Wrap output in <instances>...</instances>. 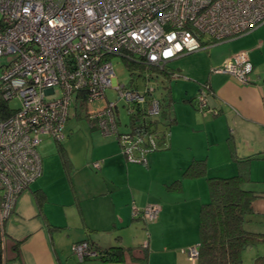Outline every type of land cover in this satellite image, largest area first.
Returning <instances> with one entry per match:
<instances>
[{"label": "crops", "instance_id": "crops-1", "mask_svg": "<svg viewBox=\"0 0 264 264\" xmlns=\"http://www.w3.org/2000/svg\"><path fill=\"white\" fill-rule=\"evenodd\" d=\"M228 40L237 43L235 49L222 54L218 44ZM228 40L204 49L209 54L215 48L209 54L206 79L197 87L191 86L187 73L171 68L180 75L171 81L187 85L174 93L170 81L175 121L164 148L145 155L143 163L128 162L115 136L97 129L89 134L96 144L85 157L71 156L65 144L67 165L58 147L41 156V176L20 193L4 223L5 264H195L181 249L198 245L199 211L209 199L207 178L224 171L214 170L211 161L221 151L227 164L230 160L234 164L228 146L232 140L239 145V158H254L250 168L254 161L264 162V23ZM238 52H247L253 66L248 83L228 74H212L211 65H221ZM202 89L208 92L207 110L195 104ZM193 160H205V174L183 177ZM94 162L100 167L94 168ZM234 166L232 174L237 170ZM262 167L259 177H264ZM177 179L180 188H168ZM35 191L45 198L42 203ZM256 191L261 197L254 201L253 211H264V190ZM149 204L160 206L156 220L146 222L133 215V206ZM84 240L99 249L122 247V259L80 261L73 246Z\"/></svg>", "mask_w": 264, "mask_h": 264}, {"label": "built area", "instance_id": "built-area-1", "mask_svg": "<svg viewBox=\"0 0 264 264\" xmlns=\"http://www.w3.org/2000/svg\"><path fill=\"white\" fill-rule=\"evenodd\" d=\"M264 23V0H0V56L14 58L2 68L0 96L17 101L13 113L0 114V222L11 214L18 195L42 174L37 151L41 136L65 138L64 127L74 95L86 93L88 111L104 135L116 134L117 100L146 105L150 117L160 114L159 99L145 73V87L117 81L112 56L132 58L147 67L163 69L166 62L245 34ZM207 35L208 40H203ZM252 63L238 52L213 68L242 84L249 82ZM180 75L172 73L171 79ZM116 91L109 101L105 91ZM208 92L195 98L207 110ZM89 109H91L89 107ZM119 114V113H118ZM154 135L122 136L121 149L128 161H139L154 146ZM146 142L148 144H146ZM94 168L100 163L94 162ZM158 204L133 206V215L146 222L157 219ZM81 261L99 251L87 241L73 246ZM190 261L199 245L181 249Z\"/></svg>", "mask_w": 264, "mask_h": 264}, {"label": "trees", "instance_id": "trees-1", "mask_svg": "<svg viewBox=\"0 0 264 264\" xmlns=\"http://www.w3.org/2000/svg\"><path fill=\"white\" fill-rule=\"evenodd\" d=\"M210 42L211 44L214 43V41ZM121 59L129 71L133 70L131 71V75L136 71V77H141V79L144 80L142 75L144 76L145 73H148L150 75L148 78L151 84L159 81L162 83V92L158 97L160 102L159 116L150 117L146 112V105L133 106L134 109L132 113L130 112L131 107L124 103L123 106L126 107V114L128 116V123L125 124V126L128 127V130L123 131L117 128L116 134H113L120 143V147L122 146L121 138L124 135H137L142 137L145 135H154L155 145L152 146L146 142L149 148L139 161L131 162L126 159L128 162L140 164L144 162L145 155L164 148L168 132L175 121L172 114L173 99L170 91V81L173 72L171 67L168 66V62H166L163 69L160 70L156 67H147L145 64L138 63L132 58ZM132 80L133 79H130L133 84ZM131 83L130 85H132ZM152 86L156 91V86ZM155 91L154 93L149 92L148 97L155 95ZM13 110L14 107L9 106V102L0 96V114L2 117L13 113ZM81 110L88 111V103L84 90L77 91L71 105L72 115L76 116ZM115 113L119 115L118 107L115 109ZM86 118L90 123L91 129H98L95 120L89 119L87 114ZM116 118H118L117 124L119 125V116H116ZM66 124L64 132L66 130ZM66 136H68L67 133H65V138ZM55 142L59 151L65 157L64 163L67 165L68 159L63 144L61 141ZM228 146L237 170L235 174L228 177L207 178L209 199L201 205L199 211V255L195 264H241L242 252L246 248L264 243V233L250 232L243 227L245 215L253 212L254 201L258 197H261L259 191L245 187V184L251 181L250 165L254 158H239L236 153V146L232 140L228 141ZM205 170V160H193L183 171L182 176L186 178H195L204 175ZM180 185V179H177L168 185V188L179 189ZM34 193L37 201L42 203L45 199L43 195L39 194L38 191ZM5 221L6 220L0 222V264H5L7 260L5 252ZM84 241H87L93 248L99 251L97 256L99 258L111 261H120L122 259V247L114 246L108 249H99L91 241ZM15 247L17 248V244ZM253 264H264V259L258 256L254 259Z\"/></svg>", "mask_w": 264, "mask_h": 264}, {"label": "rangeland", "instance_id": "rangeland-1", "mask_svg": "<svg viewBox=\"0 0 264 264\" xmlns=\"http://www.w3.org/2000/svg\"><path fill=\"white\" fill-rule=\"evenodd\" d=\"M208 39L209 37L207 35L203 37V40H208ZM235 44L237 43H231L228 40L219 43L218 44L219 46L217 48H219V51L222 50V54H223L225 51L228 52L229 50L235 49L234 48ZM213 49L215 48L211 47V50L208 51L211 52ZM209 54H207V51L204 49L200 51L191 52L189 54H185L175 59H172L171 61L168 62V66L173 69H181L183 72L187 73V76L191 79L190 80L191 86L193 87L195 85L197 87L199 83L203 82L202 80L206 79V75L208 74L210 68L208 64L211 61V56ZM213 54H215V56L216 55L218 56V54L216 53ZM213 54H212V59L214 57ZM13 58H14L13 54H6L0 56V75L3 66L7 65ZM112 63L118 82H120L121 84H125L127 86H132V87L136 86L139 90L144 89L145 87L144 80L141 79V77H136L135 74L136 71H134V74L131 75V71L133 70L129 71V69L127 68V66L124 64L123 60L119 56H112ZM211 66L212 68H214L220 65H211ZM211 71L212 74L216 73L213 70ZM130 79H133L132 80L133 84L131 83ZM130 83L132 85H130ZM151 85L156 86L155 96L158 98L160 96V93L162 92V83L159 81L157 83H152ZM186 85L187 84L181 80L171 81V86L173 88L172 90L174 91V93H176V89H178L179 87L183 88ZM105 94L109 101H115L117 99L116 91L111 88H107ZM116 103L119 109V121H120L118 128L120 130L126 131L128 130V127L125 126V124L128 123L126 107L123 106L124 102L122 100L118 99ZM9 106L14 108L18 107V102L10 101ZM98 106L101 107L102 106L101 103H99ZM95 107H97V103H94L93 106H90L91 109H89V105H88V111L95 110ZM88 111L86 112L85 110H81L77 113L76 116L72 115L73 112L71 111L65 130V133H67L68 136H66V138L61 141V143L65 144L66 147L69 145L68 150L69 148L71 150V152L69 151V153L71 154V156L75 157L76 159H80L88 155L89 152L91 151L90 147L92 146V144L94 145L96 144V140H94L89 135L90 133L92 134L95 133V130L91 129L90 123L86 118V114L88 115ZM96 131L104 135L100 129H97ZM109 136H114V135L111 134ZM41 138H42L41 142L37 145V151L39 155L43 157L46 152L54 151L57 146L54 139L51 138L50 136H41ZM237 147L239 148V145H236V149H238ZM217 149L219 150L220 148ZM219 155H221V157ZM219 155L215 158L214 161H211L214 170L220 171L221 168L224 169V171H222L221 173L222 175H219V177H228L233 175L230 172V167L231 169L232 167L235 168L234 166L235 162L233 164V162L230 160L228 161L227 164L226 160L223 158L221 151H219ZM260 166L261 167L264 166V162L257 160L254 161V163L252 164L250 168L251 181L245 184L246 188L248 189L255 188L256 190H264V177H259V172L260 174L262 172ZM57 168L60 169L58 165ZM243 227L245 230L250 232L264 233V211H253L249 214H246L243 222ZM258 256L264 259V243H259L246 248L242 252L241 264H253L254 259Z\"/></svg>", "mask_w": 264, "mask_h": 264}]
</instances>
